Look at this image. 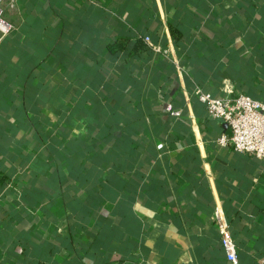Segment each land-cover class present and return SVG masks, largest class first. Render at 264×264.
Masks as SVG:
<instances>
[{
    "label": "crops",
    "instance_id": "0c3cea01",
    "mask_svg": "<svg viewBox=\"0 0 264 264\" xmlns=\"http://www.w3.org/2000/svg\"><path fill=\"white\" fill-rule=\"evenodd\" d=\"M3 16L0 264H231L216 206L237 264H264V164L219 146L227 124L193 96L229 80L264 101V0H18Z\"/></svg>",
    "mask_w": 264,
    "mask_h": 264
},
{
    "label": "built area",
    "instance_id": "2783aa9c",
    "mask_svg": "<svg viewBox=\"0 0 264 264\" xmlns=\"http://www.w3.org/2000/svg\"><path fill=\"white\" fill-rule=\"evenodd\" d=\"M18 0H0V40L12 30V24L3 16L4 6L14 8ZM144 40L155 52H161L159 45H153L148 37ZM224 96L217 97L200 86H195L193 96L204 105L206 114L215 120L227 124L228 133L216 138L222 147H230L234 151L253 156L264 164V101L245 94H233L232 83L224 80L222 87ZM165 111L179 117L182 110L171 104L165 105ZM212 219L216 225L222 249L231 264H237L236 247L229 223L220 206L213 210Z\"/></svg>",
    "mask_w": 264,
    "mask_h": 264
}]
</instances>
